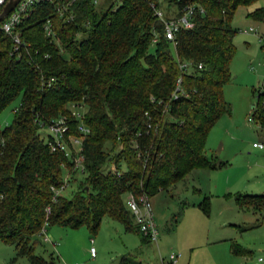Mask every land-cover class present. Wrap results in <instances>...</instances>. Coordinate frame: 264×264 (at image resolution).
Listing matches in <instances>:
<instances>
[{"label":"trees","instance_id":"trees-1","mask_svg":"<svg viewBox=\"0 0 264 264\" xmlns=\"http://www.w3.org/2000/svg\"><path fill=\"white\" fill-rule=\"evenodd\" d=\"M92 1L73 0L62 15L55 1L32 5L14 28L21 43L15 51L0 30V111L18 98L11 123L0 128V242L25 264H54L32 251L30 239L43 223L94 232L106 217L138 235L126 194L149 199L193 169L224 165L205 155L204 141L229 112L221 88L230 77V20L237 6L256 0H166L171 14L195 9L191 27L172 40L149 7L159 8L158 0H112L99 12ZM246 16L264 25V5ZM45 20L57 44L44 36ZM262 34L264 41V27ZM181 62L187 69L178 68ZM177 78L181 94L172 99ZM70 108L88 129L80 143L83 170L69 172L73 193L53 196L69 163L38 130L64 116L66 132L79 136ZM249 120L264 132V84ZM230 197L239 211L264 209L263 194ZM196 206L206 213L208 199ZM230 251L245 253L233 244Z\"/></svg>","mask_w":264,"mask_h":264},{"label":"rangeland","instance_id":"rangeland-1","mask_svg":"<svg viewBox=\"0 0 264 264\" xmlns=\"http://www.w3.org/2000/svg\"><path fill=\"white\" fill-rule=\"evenodd\" d=\"M110 1L96 0V11L104 10ZM158 2L162 13L166 12V0ZM263 5L264 0H256L237 6L230 20L235 29L230 77L221 88L229 112L214 122L204 141L205 155L224 165L193 169L173 189L149 197L156 243L142 244L137 234L103 217L94 232L84 226L69 229L47 224L44 236L51 242H43V234L33 236L34 254L51 257L54 264H120L122 258L126 264H166L169 254L177 255L174 264H255L258 256L264 257V209L239 211L230 197L236 193L264 195V158L251 146L264 142V132L249 120L257 90L264 84V25L246 16ZM172 10L169 5V16ZM17 105L18 98L0 111V128L11 123ZM38 132L44 139L46 129ZM73 192L74 184H68L62 195ZM202 197L208 199L206 213L196 206ZM231 244L243 249L244 255L233 254ZM25 263L15 256L12 246L0 242V264Z\"/></svg>","mask_w":264,"mask_h":264},{"label":"built area","instance_id":"built-area-1","mask_svg":"<svg viewBox=\"0 0 264 264\" xmlns=\"http://www.w3.org/2000/svg\"><path fill=\"white\" fill-rule=\"evenodd\" d=\"M59 9L60 14L66 12L70 7L73 0H18L13 8L7 13L5 17L0 20V30L10 37L12 42V50L15 51L19 45H21L17 33L14 31L16 25L22 22L28 15V12L32 5L42 2H54ZM5 0H0V8ZM96 3V0L92 1ZM149 7L152 14L162 23V35L166 40H172L174 33L179 29H188L191 27V16L195 9L193 6H184L178 13H173L169 17L165 18L162 11L157 8L152 2L149 3ZM196 11L202 12L200 8ZM71 14L68 15V18ZM42 30L44 36L49 40L57 44V38L54 35L48 20H45L42 24ZM252 29L249 28V31ZM178 68L181 70L187 69V63L181 62L178 64ZM179 78L175 81L174 89L171 93V98L175 99L178 94H181L179 86ZM71 115L78 119V123L75 129L80 134L74 136L67 133V119L64 116H59L45 125L47 137L45 142L50 151H61L63 155L68 159L69 170L63 168V175L61 178V184L57 189H52L53 196H60L65 191V188L69 184V172L80 173L83 170V155L81 153L80 143L82 137L87 134L88 129L81 123V115L79 112L71 111ZM252 147L257 148L261 152V156L264 158V142H256L251 144ZM63 167V166H62ZM124 206L131 215L132 223L137 228L138 235L149 242H156L157 229L152 220L151 211L149 208V199L143 193L134 196L131 193L126 194L123 199ZM48 207L45 208V214H48ZM45 223L39 230V234H43V242H51L49 238L44 236ZM89 255L93 256V249H89ZM177 255L169 254L166 260V264H174ZM255 264H264V257L258 256L255 260Z\"/></svg>","mask_w":264,"mask_h":264},{"label":"water","instance_id":"water-1","mask_svg":"<svg viewBox=\"0 0 264 264\" xmlns=\"http://www.w3.org/2000/svg\"><path fill=\"white\" fill-rule=\"evenodd\" d=\"M18 0H5L0 8V20L7 15Z\"/></svg>","mask_w":264,"mask_h":264},{"label":"crops","instance_id":"crops-1","mask_svg":"<svg viewBox=\"0 0 264 264\" xmlns=\"http://www.w3.org/2000/svg\"><path fill=\"white\" fill-rule=\"evenodd\" d=\"M226 203H228V202H226ZM131 233H132V232H131ZM138 237H139V235H138ZM139 242L142 243V244L151 243V242H149V241L143 240V239L140 238V237H139ZM155 243H156V242H154V244H155ZM89 257H91V256L89 255ZM160 260H162V259H160ZM120 262H121L120 264H126L127 261H126L125 259L122 258V259L120 260ZM134 264H140V262L138 261V262H136V263H134Z\"/></svg>","mask_w":264,"mask_h":264}]
</instances>
